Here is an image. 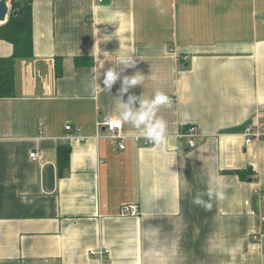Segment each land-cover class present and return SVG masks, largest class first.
Returning <instances> with one entry per match:
<instances>
[{
  "label": "crops",
  "instance_id": "1",
  "mask_svg": "<svg viewBox=\"0 0 264 264\" xmlns=\"http://www.w3.org/2000/svg\"><path fill=\"white\" fill-rule=\"evenodd\" d=\"M32 1L33 57L16 60V96L0 99V264H103L89 253L100 248L108 264H264V140L244 137L264 123V0H159L163 15L157 0ZM121 55L135 65L108 93ZM138 72L124 100L166 93L169 139L136 142L121 121L120 150L98 121L119 120L122 77ZM193 126L191 150L177 134ZM129 204L140 215H123Z\"/></svg>",
  "mask_w": 264,
  "mask_h": 264
},
{
  "label": "clouds",
  "instance_id": "2",
  "mask_svg": "<svg viewBox=\"0 0 264 264\" xmlns=\"http://www.w3.org/2000/svg\"><path fill=\"white\" fill-rule=\"evenodd\" d=\"M158 12L163 15L164 9L160 7L159 0L156 4ZM116 67L109 69L103 80L104 87H98L104 91L111 93L113 85L121 79L123 69L133 67L135 65L134 56H117L113 61ZM120 69V70H118ZM144 75L136 73L135 75H124L122 77V86L120 88L118 96H115L118 100L119 120L125 124H130L132 127L139 131V135L152 142L155 145L164 144L169 139L167 122L158 117L160 108L171 107L172 102L169 96L163 91H156L155 94L145 99V96L128 95L127 100H124V95L129 93L130 89L137 85L143 86ZM137 104L139 105L137 107ZM211 199L213 195L217 198H222L223 194L219 191L213 193L211 189L206 193ZM202 194H198L193 203L197 205H204L207 208L211 207L210 203H206L202 198Z\"/></svg>",
  "mask_w": 264,
  "mask_h": 264
},
{
  "label": "trees",
  "instance_id": "3",
  "mask_svg": "<svg viewBox=\"0 0 264 264\" xmlns=\"http://www.w3.org/2000/svg\"><path fill=\"white\" fill-rule=\"evenodd\" d=\"M32 0H11V11L8 20L0 26V40L13 46V55L0 57V99L16 96L15 91V62L17 59L33 57V8ZM86 59V58H85ZM84 58L77 59L78 65L85 64ZM60 64L57 65V76H61ZM186 128L184 131H186ZM71 148L69 145L60 146L57 150L59 176L69 168ZM249 170L229 171L246 178Z\"/></svg>",
  "mask_w": 264,
  "mask_h": 264
},
{
  "label": "built area",
  "instance_id": "4",
  "mask_svg": "<svg viewBox=\"0 0 264 264\" xmlns=\"http://www.w3.org/2000/svg\"><path fill=\"white\" fill-rule=\"evenodd\" d=\"M99 1L102 2L103 0H99ZM98 128L105 129L106 131H108L110 133V137L113 143L117 145L120 150L125 149L126 147L125 142L129 137V135L123 132V123L120 120H116L112 118L101 119L98 121ZM66 130L69 132H75L78 135L81 133V129L79 127H73L71 124H68L66 126ZM197 133H198L197 128L193 126V127H189L186 131L177 134V137L186 140L188 142L189 149L192 150L197 147L195 141L197 137ZM244 137L247 146L255 142L264 140V123L260 121L258 116H256L253 119L252 123L245 128ZM132 138L136 142H142L144 145L147 146L153 144L149 140H142V138L138 135H134L132 136ZM30 157L34 161L39 160L41 158V156L37 152L31 153ZM121 211L123 215H132V216L140 215L139 208L136 204L124 205ZM263 224H264V217H263ZM89 253L91 256L99 258L103 262V264H108V263H104V257L109 254V250L105 248H100L99 250H91Z\"/></svg>",
  "mask_w": 264,
  "mask_h": 264
},
{
  "label": "water",
  "instance_id": "5",
  "mask_svg": "<svg viewBox=\"0 0 264 264\" xmlns=\"http://www.w3.org/2000/svg\"><path fill=\"white\" fill-rule=\"evenodd\" d=\"M9 0H0V22L5 24L10 14ZM2 24V25H3Z\"/></svg>",
  "mask_w": 264,
  "mask_h": 264
},
{
  "label": "rangeland",
  "instance_id": "6",
  "mask_svg": "<svg viewBox=\"0 0 264 264\" xmlns=\"http://www.w3.org/2000/svg\"><path fill=\"white\" fill-rule=\"evenodd\" d=\"M9 7H10V9H11V0H9ZM1 24H3V23H1ZM1 26V25H0Z\"/></svg>",
  "mask_w": 264,
  "mask_h": 264
},
{
  "label": "bare ground",
  "instance_id": "7",
  "mask_svg": "<svg viewBox=\"0 0 264 264\" xmlns=\"http://www.w3.org/2000/svg\"><path fill=\"white\" fill-rule=\"evenodd\" d=\"M0 24H1V22H0Z\"/></svg>",
  "mask_w": 264,
  "mask_h": 264
}]
</instances>
